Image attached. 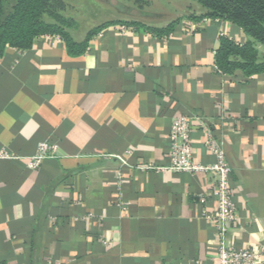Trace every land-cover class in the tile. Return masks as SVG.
<instances>
[{"label":"crops","instance_id":"1","mask_svg":"<svg viewBox=\"0 0 264 264\" xmlns=\"http://www.w3.org/2000/svg\"><path fill=\"white\" fill-rule=\"evenodd\" d=\"M201 14L162 37L106 27L81 56L58 36L5 49L0 264H216L217 226L203 217L215 203L198 202L210 177L140 170L169 165L180 115L206 126L190 130L193 161L213 164L212 137L231 166L238 221L228 241L264 243V74L218 73L220 38H247L227 22L187 18ZM42 143L55 154L31 169Z\"/></svg>","mask_w":264,"mask_h":264},{"label":"trees","instance_id":"2","mask_svg":"<svg viewBox=\"0 0 264 264\" xmlns=\"http://www.w3.org/2000/svg\"><path fill=\"white\" fill-rule=\"evenodd\" d=\"M204 9L198 16H188L192 21L203 18L220 20L240 29L246 36L244 43L221 37L214 54L218 73L232 76L236 72L246 79L264 74V0H189ZM56 0H0V56L6 48L28 50L35 40L45 36H58L65 44L68 54L81 56L88 42L102 29L109 26L132 27L156 37L171 34L180 19L157 28L138 22H112L89 30L83 41L76 42L69 33L72 22L56 9Z\"/></svg>","mask_w":264,"mask_h":264},{"label":"built area","instance_id":"3","mask_svg":"<svg viewBox=\"0 0 264 264\" xmlns=\"http://www.w3.org/2000/svg\"><path fill=\"white\" fill-rule=\"evenodd\" d=\"M195 124L206 131L205 124L193 117L180 115L174 118L169 132V165L166 168L148 165L140 170L161 171L165 169L174 173H203L209 176L212 188L208 194L201 195L198 202L203 205L207 200H212L215 203V211L203 216L205 220L213 221L217 226L218 242L215 246V263L264 264V243L236 248L228 241L230 228L238 221L237 209L230 187L232 169L227 161L225 151L212 137H209L206 148L214 158L213 164L203 165L193 161L190 130ZM54 151L52 146L46 143L40 144L37 154L29 160L28 166L31 169H36L43 160L53 157Z\"/></svg>","mask_w":264,"mask_h":264},{"label":"rangeland","instance_id":"4","mask_svg":"<svg viewBox=\"0 0 264 264\" xmlns=\"http://www.w3.org/2000/svg\"><path fill=\"white\" fill-rule=\"evenodd\" d=\"M56 9L72 22L71 36L83 37L89 30L112 22H138L147 26L168 24L204 9L189 0H56ZM264 54V48L258 46Z\"/></svg>","mask_w":264,"mask_h":264}]
</instances>
